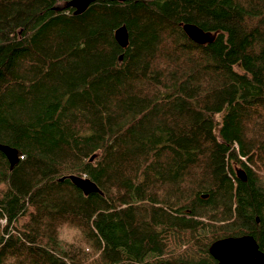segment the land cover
I'll return each mask as SVG.
<instances>
[{
  "label": "trees",
  "instance_id": "16d2710c",
  "mask_svg": "<svg viewBox=\"0 0 264 264\" xmlns=\"http://www.w3.org/2000/svg\"><path fill=\"white\" fill-rule=\"evenodd\" d=\"M69 1L0 0V144L19 158L0 151V264L264 249V0Z\"/></svg>",
  "mask_w": 264,
  "mask_h": 264
},
{
  "label": "water",
  "instance_id": "95a60500",
  "mask_svg": "<svg viewBox=\"0 0 264 264\" xmlns=\"http://www.w3.org/2000/svg\"><path fill=\"white\" fill-rule=\"evenodd\" d=\"M117 2H127L130 0H112ZM94 0H70L66 3V8H73L75 15L85 12ZM188 37L198 44H205L208 35L199 27L191 24L183 26ZM116 42L123 48L129 43V32L126 26L116 29L114 34ZM0 151L6 156L11 167L18 163V151L7 145L0 144ZM94 157L91 158L93 160ZM237 175L242 180H246L244 170H239ZM72 183L85 195L90 193H102L95 182L87 177L72 175L69 177ZM210 255L216 264H264V250L260 248L258 241L253 235H243L238 237H226L213 242L209 248ZM166 264V263H159ZM180 264H206V263H180Z\"/></svg>",
  "mask_w": 264,
  "mask_h": 264
},
{
  "label": "rangeland",
  "instance_id": "374dc122",
  "mask_svg": "<svg viewBox=\"0 0 264 264\" xmlns=\"http://www.w3.org/2000/svg\"><path fill=\"white\" fill-rule=\"evenodd\" d=\"M6 190L5 186H0V191ZM25 219V218H24ZM22 219V221L24 220Z\"/></svg>",
  "mask_w": 264,
  "mask_h": 264
},
{
  "label": "bare ground",
  "instance_id": "6f19581e",
  "mask_svg": "<svg viewBox=\"0 0 264 264\" xmlns=\"http://www.w3.org/2000/svg\"><path fill=\"white\" fill-rule=\"evenodd\" d=\"M75 11V10H74ZM77 175V174H76ZM102 192V191H101Z\"/></svg>",
  "mask_w": 264,
  "mask_h": 264
},
{
  "label": "flooded vegetation",
  "instance_id": "af4514ba",
  "mask_svg": "<svg viewBox=\"0 0 264 264\" xmlns=\"http://www.w3.org/2000/svg\"><path fill=\"white\" fill-rule=\"evenodd\" d=\"M262 250H264V249H262Z\"/></svg>",
  "mask_w": 264,
  "mask_h": 264
}]
</instances>
